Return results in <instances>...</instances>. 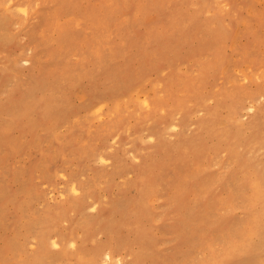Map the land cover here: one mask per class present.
I'll use <instances>...</instances> for the list:
<instances>
[{
    "label": "rangeland",
    "instance_id": "1",
    "mask_svg": "<svg viewBox=\"0 0 264 264\" xmlns=\"http://www.w3.org/2000/svg\"><path fill=\"white\" fill-rule=\"evenodd\" d=\"M263 135L264 0H0V264H264Z\"/></svg>",
    "mask_w": 264,
    "mask_h": 264
},
{
    "label": "snow or ice",
    "instance_id": "2",
    "mask_svg": "<svg viewBox=\"0 0 264 264\" xmlns=\"http://www.w3.org/2000/svg\"><path fill=\"white\" fill-rule=\"evenodd\" d=\"M21 11H23V9H21Z\"/></svg>",
    "mask_w": 264,
    "mask_h": 264
},
{
    "label": "bare ground",
    "instance_id": "3",
    "mask_svg": "<svg viewBox=\"0 0 264 264\" xmlns=\"http://www.w3.org/2000/svg\"><path fill=\"white\" fill-rule=\"evenodd\" d=\"M264 136V135H263ZM255 142V141H254Z\"/></svg>",
    "mask_w": 264,
    "mask_h": 264
}]
</instances>
